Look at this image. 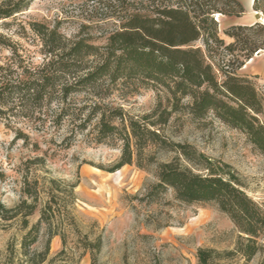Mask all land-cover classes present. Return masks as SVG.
<instances>
[{
	"label": "trees",
	"instance_id": "obj_1",
	"mask_svg": "<svg viewBox=\"0 0 264 264\" xmlns=\"http://www.w3.org/2000/svg\"><path fill=\"white\" fill-rule=\"evenodd\" d=\"M105 3L116 26L103 44L81 35L67 37L56 25L30 21L39 60L12 33L0 29V49L9 50L8 56L0 57V122L10 126L22 118L42 131L67 126L64 141L86 134L90 142L118 145L121 156L111 171L127 164L155 166L157 180L148 186L145 198L153 200L171 189L182 203H215L240 234L234 249L199 247L198 264H248L257 254L264 256V206L242 188L230 165L164 132L174 113L187 111L196 119L213 117L243 131L264 154V96L252 78L236 72L264 50V22L228 26L224 33L233 41L226 44L216 14L242 16L246 9L240 0ZM259 3L254 0L257 11ZM30 4L31 0H1L0 23L8 28ZM143 88L164 89L167 105L160 101L152 112L134 116L111 100L115 94L126 98ZM185 98L189 102H183ZM28 137L16 130L17 139L28 142ZM160 151L174 154L159 160ZM78 184L79 180H30L26 175L22 200L14 207L0 201V219H18L24 231L19 249L24 264H77L87 252L91 264H97L103 238L82 233L70 208ZM43 189L46 199L38 220L31 223ZM43 228L46 244L34 249ZM68 232L77 236L72 246ZM57 235L63 246L50 257ZM8 251L7 264H13L15 246L10 244Z\"/></svg>",
	"mask_w": 264,
	"mask_h": 264
},
{
	"label": "rangeland",
	"instance_id": "obj_2",
	"mask_svg": "<svg viewBox=\"0 0 264 264\" xmlns=\"http://www.w3.org/2000/svg\"><path fill=\"white\" fill-rule=\"evenodd\" d=\"M105 2L114 0H31L29 8L11 19L13 23L8 28L0 23V29L12 33L27 50L33 51L35 60H39L40 54L28 24L34 20L58 26L67 37L81 35L103 44L116 26V20L107 16ZM259 5L260 10L253 7L251 14L259 12L258 19L264 22V0ZM229 23L227 17L220 15L219 35L226 44L233 41L224 33ZM8 55V49H0V57ZM236 72L252 78L264 96V50L245 60ZM111 100L122 104L131 115L142 116L152 112L160 101L166 106L167 94L161 88H143L126 98L115 94ZM189 100L185 98L183 102ZM261 118L264 121V114ZM17 129L28 134V142L16 138ZM164 132L170 139L189 143L209 158L230 165L242 188L264 206V154L243 131L213 117L196 119L181 111L174 113ZM67 134V126L42 131L22 118L15 119L10 126L8 121L0 122V201L8 207L18 204L24 197L26 175L42 182L53 178L65 182L79 180L70 208L82 233L103 238L97 264H198L199 247L235 248L240 232L215 203H182L175 199L171 189L153 200L145 198L148 186L157 180L154 165L141 169L127 164L111 171L121 156L118 145L90 142L86 134L64 141ZM173 154L160 151L157 156L167 160ZM46 190H42L38 208L29 217L31 223L39 218ZM45 231L43 228L34 249L44 248ZM23 234L18 219H0V264L10 262V244L16 249L13 264L26 262L19 251ZM68 234L72 246L77 236L73 232ZM50 246L52 257L63 246L61 237L54 236ZM263 258L257 254L248 264H260ZM77 260V264H91L92 256L87 252Z\"/></svg>",
	"mask_w": 264,
	"mask_h": 264
},
{
	"label": "crops",
	"instance_id": "obj_3",
	"mask_svg": "<svg viewBox=\"0 0 264 264\" xmlns=\"http://www.w3.org/2000/svg\"><path fill=\"white\" fill-rule=\"evenodd\" d=\"M244 5L246 12L243 16L236 17V16H225L229 20V25H247L252 24L258 21V14L254 12L251 14V10L253 9L254 0H240ZM250 15V16H247Z\"/></svg>",
	"mask_w": 264,
	"mask_h": 264
},
{
	"label": "built area",
	"instance_id": "obj_4",
	"mask_svg": "<svg viewBox=\"0 0 264 264\" xmlns=\"http://www.w3.org/2000/svg\"><path fill=\"white\" fill-rule=\"evenodd\" d=\"M220 14H216V19L219 20Z\"/></svg>",
	"mask_w": 264,
	"mask_h": 264
},
{
	"label": "bare ground",
	"instance_id": "obj_5",
	"mask_svg": "<svg viewBox=\"0 0 264 264\" xmlns=\"http://www.w3.org/2000/svg\"><path fill=\"white\" fill-rule=\"evenodd\" d=\"M254 12H256V11H254ZM264 19V18H263Z\"/></svg>",
	"mask_w": 264,
	"mask_h": 264
}]
</instances>
